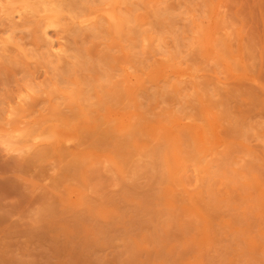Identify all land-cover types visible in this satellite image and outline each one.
<instances>
[{
  "label": "rangeland",
  "instance_id": "obj_1",
  "mask_svg": "<svg viewBox=\"0 0 264 264\" xmlns=\"http://www.w3.org/2000/svg\"><path fill=\"white\" fill-rule=\"evenodd\" d=\"M40 1L0 0V264H264V0Z\"/></svg>",
  "mask_w": 264,
  "mask_h": 264
},
{
  "label": "bare ground",
  "instance_id": "obj_2",
  "mask_svg": "<svg viewBox=\"0 0 264 264\" xmlns=\"http://www.w3.org/2000/svg\"><path fill=\"white\" fill-rule=\"evenodd\" d=\"M57 3H59V1L57 2L56 0H42L39 2L40 4V9H36L31 7L29 4H22L18 7H14L13 11H11L9 13V16L13 19V20H18V19H23V17L29 13H35V12H43L44 14V19L45 20H50L53 17H58V11H59V7L57 5ZM114 17V16H112ZM87 21V20H86ZM86 21H83L82 23H86ZM44 33L46 36H48V27H51L50 25H45L44 26ZM51 48L55 51V53L57 55H59L60 51H58V49H56V46L54 44H51ZM162 71H160V75H161ZM185 72H182V74L180 76H185ZM163 76V75H162ZM168 133H170V131H167ZM202 134H199V144L203 145L204 141L202 139ZM64 138V135H60L56 138V142H60L62 140V138ZM42 143L41 140V136H32L27 138V140H25V142L22 144V146H20L19 149L17 150H25V151H31L33 149H35L39 144Z\"/></svg>",
  "mask_w": 264,
  "mask_h": 264
}]
</instances>
